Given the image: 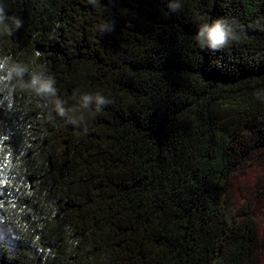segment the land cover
Segmentation results:
<instances>
[{
    "label": "trees",
    "instance_id": "1",
    "mask_svg": "<svg viewBox=\"0 0 264 264\" xmlns=\"http://www.w3.org/2000/svg\"><path fill=\"white\" fill-rule=\"evenodd\" d=\"M263 157L264 0H0V264H264Z\"/></svg>",
    "mask_w": 264,
    "mask_h": 264
},
{
    "label": "rangeland",
    "instance_id": "2",
    "mask_svg": "<svg viewBox=\"0 0 264 264\" xmlns=\"http://www.w3.org/2000/svg\"><path fill=\"white\" fill-rule=\"evenodd\" d=\"M231 204L253 215L257 227L259 253L264 258V157L235 174L230 189ZM0 218V231H5Z\"/></svg>",
    "mask_w": 264,
    "mask_h": 264
},
{
    "label": "clouds",
    "instance_id": "3",
    "mask_svg": "<svg viewBox=\"0 0 264 264\" xmlns=\"http://www.w3.org/2000/svg\"><path fill=\"white\" fill-rule=\"evenodd\" d=\"M208 38L212 42V44L215 45L223 42L225 34L219 30L214 29L208 32Z\"/></svg>",
    "mask_w": 264,
    "mask_h": 264
}]
</instances>
